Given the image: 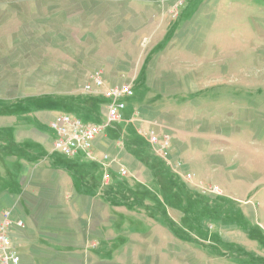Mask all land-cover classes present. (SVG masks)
<instances>
[{
	"label": "rangeland",
	"instance_id": "obj_1",
	"mask_svg": "<svg viewBox=\"0 0 264 264\" xmlns=\"http://www.w3.org/2000/svg\"><path fill=\"white\" fill-rule=\"evenodd\" d=\"M120 1L126 2L0 0V112L12 107L18 111L23 101L36 108L47 97H60L59 92H64L68 95L63 97L72 101L67 107L53 109L55 113L104 123L101 108L107 100L83 95L81 87L85 80L55 83L64 80L65 74L76 76L70 68V58L76 60L81 38L75 24L79 12L80 18L100 26V21L106 23L109 18L118 22L123 12L103 11L112 3L116 7L117 3L123 5ZM198 1L203 0H186L184 6ZM83 7L90 9L82 12ZM184 10L177 22L166 14L158 22L159 32L147 38V43L141 40L139 45H132V52L131 44H117L114 64L119 69L111 74L112 80L132 84L135 92L127 100L123 121L110 126L107 134L115 142L123 141L125 147H130L133 140L146 142L134 122L128 120L134 108L140 107L142 115L153 116L148 119L155 127L170 132L172 141L183 144L180 160L184 168L195 174L194 184L217 186L220 195L202 197L194 185L186 183L170 168L153 171L150 164H155L157 158L146 148L148 145L139 147L144 155L142 164L150 170L152 179L142 170L137 178L129 172L121 178L97 159L92 187L102 192L103 203L110 200L117 208L116 212L111 208L116 216V245L100 246L110 252L111 258L100 264H264V133L255 137L254 132L259 130L255 125L253 130L247 123L235 125L241 111L236 109V97L229 96L259 93L258 99L264 100V0H207ZM169 28L175 33L173 40L164 51H157L150 63L146 62V69H141L150 47L162 42ZM96 40L99 51L114 48L113 45L109 48L107 37ZM161 45L165 47L167 43ZM124 50L132 55L127 60ZM10 57L15 58L9 60ZM29 63L36 64V69H31V80L27 79ZM143 74L148 78H143ZM219 87L228 96L223 103L204 96L199 103L189 98L177 102L174 97L200 91L208 96L220 91H215ZM259 104L261 107L251 105L248 110H255L264 118V102ZM211 105L219 106L216 114L219 121L212 124L200 118ZM221 114H233V118L220 120ZM141 126L138 124V131ZM159 173L171 184L180 186L184 201L188 197L211 200V217L223 213L231 223L198 220L187 223L186 202L184 205L160 203L165 194L157 188L155 178ZM106 174L110 176L108 182L104 180Z\"/></svg>",
	"mask_w": 264,
	"mask_h": 264
},
{
	"label": "crops",
	"instance_id": "obj_2",
	"mask_svg": "<svg viewBox=\"0 0 264 264\" xmlns=\"http://www.w3.org/2000/svg\"><path fill=\"white\" fill-rule=\"evenodd\" d=\"M124 1L126 2L120 1L124 6L117 3L116 7L112 3L104 9L103 13L117 10L123 12V15L118 22L111 18L105 21L106 23L100 21L102 26L93 23L92 20L85 21L80 18L79 12L75 24L78 36L81 38L77 45L76 60L70 58V68L74 70L76 76L70 77L63 73L64 78L62 75L61 78L64 80H58L55 84H74V80H85V83L92 71L106 68L107 71L105 70L103 74L107 84L122 85V82H119L120 79L112 80L111 76L114 70L119 69L114 64L117 44L123 46L131 44L129 50L132 52V45L137 46L142 41L147 43V38L159 32L158 22L165 17L173 2V0ZM129 1L139 3L130 5ZM206 1L188 3L186 7L188 8L189 5L195 7L205 4ZM184 7L181 8L179 17L181 13L184 14V9H186ZM89 9L83 7L80 11L85 12ZM174 36L175 33L173 35L172 29L169 28L164 33L163 41L150 47V53L145 57L141 69L144 67L146 69V62L150 63L153 55L158 54L157 51H164ZM99 37H107L109 48L112 45L114 48L97 50L96 38ZM110 38H112L111 41ZM164 41L167 43L165 47L161 45ZM125 54L126 60L128 56H132L128 51ZM14 58L10 57L9 60ZM60 67L64 66L60 65ZM31 69H36L35 63H29L27 66L28 80H31ZM90 69L91 71L88 72ZM143 78H148L147 74H143ZM23 79L26 80V78ZM132 88L134 95L133 85ZM59 94L68 95L64 92H59ZM162 94L165 93L162 92ZM191 94L193 93L188 95ZM179 95H173L177 98V102L185 97H178ZM132 97L127 98L126 103ZM105 105L101 108L104 119L106 117ZM139 108H134L132 117L128 119L129 122H134L138 133V124L144 127L154 126L148 119V116H151L147 113L142 115ZM127 109L128 103L123 113ZM204 113L203 117H200L202 121L210 124L219 121L216 115L218 112L213 113L210 110ZM56 114L51 108L27 113L15 111L13 114H0V220L4 212L9 210L13 222L22 221L24 224L23 228L14 226L11 230L12 240L20 256V264H100V262H108L107 260L111 259L110 252L104 248L108 245H116V216L111 213L113 206L109 203L110 200L103 203L102 192L92 187L91 178L95 174L94 163L97 160H89L83 153L67 158L54 151V132L50 129L49 123ZM160 116L162 117V114ZM227 116L229 115L221 114L220 120L233 118V116ZM239 123L242 122L237 121L235 125ZM162 131L169 134L172 140L170 132ZM130 143V147H125L123 141H113L106 130L95 140L94 151L98 160L103 154H109L113 162L107 164V167L117 174L118 169L124 167L133 178H137L138 172L142 170L143 174H148L152 179L150 170L142 164L141 160L144 155L141 154L139 146L148 145L146 148L153 152L152 147L147 141L143 143L133 140ZM182 145L176 140L172 141V153L175 159H182L180 157L184 151ZM55 153L59 156H55ZM62 158L66 160L63 161ZM184 170L192 171L188 168ZM175 174L178 173L175 172ZM116 209L113 207V212H116ZM101 245H104V248L101 249Z\"/></svg>",
	"mask_w": 264,
	"mask_h": 264
},
{
	"label": "built area",
	"instance_id": "obj_3",
	"mask_svg": "<svg viewBox=\"0 0 264 264\" xmlns=\"http://www.w3.org/2000/svg\"><path fill=\"white\" fill-rule=\"evenodd\" d=\"M185 2L186 0H173L167 14L169 13L174 21L178 19L180 9ZM81 93L103 96L107 100L104 123L85 122L74 115L57 113L49 123L50 129L54 132L53 149L67 158L83 153L85 158L97 160L94 142L110 126L122 122V113L127 108L126 99L133 96V88L130 84L116 86L107 84L103 72L95 70L82 85ZM139 133L150 144L156 157L172 171L181 175L186 183L194 185L202 195H220L217 186L206 187L199 182L194 184L195 174L192 171H183V161L173 157L172 140L169 134L155 126L144 127V125L140 127ZM101 160L106 164L113 162L109 154H103ZM127 175L126 168L118 169V176L125 178ZM104 180L105 182L110 181V176L106 174ZM14 226L23 228L24 224L22 221L13 222L11 211H5L0 220V264H20V256L11 237V230Z\"/></svg>",
	"mask_w": 264,
	"mask_h": 264
},
{
	"label": "trees",
	"instance_id": "obj_4",
	"mask_svg": "<svg viewBox=\"0 0 264 264\" xmlns=\"http://www.w3.org/2000/svg\"><path fill=\"white\" fill-rule=\"evenodd\" d=\"M217 89H220V91H217ZM223 89H224L223 87L215 88V91H217L215 94L211 93V91L208 90L207 93H211L208 96H206L205 91H200L199 94H197L198 92L193 93V94L189 95L188 97L180 98V100L182 102H186V101H188L187 99L189 98V100H191L192 102L199 103L201 100L200 101H198V100L202 99L201 96H204V97L212 98V99L216 100V102H218V103H220V102L223 103L228 97L221 92ZM245 95L246 94H244V95L238 94V96H237L235 93L229 94L230 98H232V96L236 97L234 99V100H236V102L238 101L236 109L241 110V112H239V114H238V120L237 121L242 122V123H247L249 125V128H251V129L258 127L259 128L258 132L257 133L254 131L253 132L255 133L256 136L262 135L264 133V118H260L255 110L249 111L248 107L251 105H252V107L253 106L261 107V104H259V103L264 102V100L258 99L259 93L256 95H254V94H251L249 96H245ZM208 98H203V99H208ZM70 101H72V99H70V98L68 99L67 97H63V96L51 97L50 96V97H47L46 100H42L40 105H38L41 107L36 106V108L28 105V103H25V101H23V102H21V104L23 103V105H21L19 107L18 111L20 113H27V112H34V111L40 110V109H47V108L56 109L57 107H62V106L67 107L68 103ZM14 105H17V104H14ZM90 106H92V105H90ZM218 107L219 106L211 105L209 107V109L213 113H215V112L217 113V112H219ZM73 108H76V107L73 106ZM210 110H207V111H210ZM15 111H14V108L12 107L11 109L1 111L0 114H13ZM232 116H233V114H232ZM227 117H231V115L227 116ZM254 125L256 127H253ZM156 161L159 162V165L157 164ZM156 161H155V164H150L152 170L153 169L159 170L161 167L164 169L170 170L160 159H157ZM164 177L165 176L160 174V176L156 175V178H155V179H157V183H158L157 188L160 189L163 192V194H165L164 198H162L160 200V203H163V204L167 203L169 205H184V202H186V204L188 206L185 209V215L184 216H185V218L187 216L189 219L187 223H189L193 220H198L200 222L215 221V222H221V223L222 222L223 223H231V220L226 218V216L223 213L218 214V216L215 215V216L211 217L212 208L210 206V203L213 202L211 200H210L211 202L204 200L202 198L201 199L199 198L198 200H193V199L188 197V198H185V201H184V198L182 197V194H181L180 186L173 185V183L171 184V182H168L166 180V178H164ZM202 197L210 199V198H214L216 196L203 195ZM181 207H182V209H184L183 208L184 206H181Z\"/></svg>",
	"mask_w": 264,
	"mask_h": 264
}]
</instances>
